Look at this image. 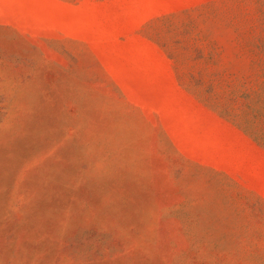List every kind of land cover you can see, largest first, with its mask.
I'll use <instances>...</instances> for the list:
<instances>
[{"label":"rangeland","instance_id":"1","mask_svg":"<svg viewBox=\"0 0 264 264\" xmlns=\"http://www.w3.org/2000/svg\"><path fill=\"white\" fill-rule=\"evenodd\" d=\"M0 264H264V0H0Z\"/></svg>","mask_w":264,"mask_h":264}]
</instances>
